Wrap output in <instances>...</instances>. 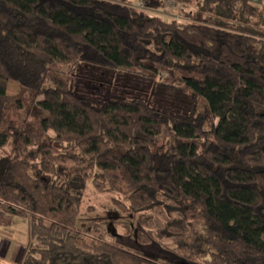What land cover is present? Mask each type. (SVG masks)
Listing matches in <instances>:
<instances>
[{
	"label": "trees",
	"instance_id": "obj_1",
	"mask_svg": "<svg viewBox=\"0 0 264 264\" xmlns=\"http://www.w3.org/2000/svg\"><path fill=\"white\" fill-rule=\"evenodd\" d=\"M174 2L166 21L161 0H0V228L28 221L18 264H161L78 226L88 184L125 200L139 243L264 264V0ZM86 69L103 97L78 93ZM126 78L142 97L117 92Z\"/></svg>",
	"mask_w": 264,
	"mask_h": 264
},
{
	"label": "rangeland",
	"instance_id": "obj_2",
	"mask_svg": "<svg viewBox=\"0 0 264 264\" xmlns=\"http://www.w3.org/2000/svg\"><path fill=\"white\" fill-rule=\"evenodd\" d=\"M251 3L260 5L261 0H251ZM162 18L166 21L172 19L165 16H162ZM82 76L83 79L76 87L78 93L92 98L103 97L106 94L105 82L108 80L106 76L103 77L100 72L90 69L84 70ZM118 84L120 87L117 92L130 96L142 97L144 91L148 89V84L142 80L137 81L126 78L119 81ZM5 92L9 96L15 95L18 92V86L10 83ZM38 100H41V98ZM8 119L16 124V112L9 111ZM47 133L49 136H53L52 132L48 131ZM6 152H9V150L6 149ZM115 197L125 202L123 198L114 194H99L91 184H88L84 191L81 212L77 219L78 226L88 222H96L107 231L113 242L161 264H197L177 257L173 253L169 242H164L161 245H156L154 242L149 245L139 243L136 234L141 229L137 224L135 215L118 211L111 202V198ZM28 233V221L23 219L16 220L11 228H0V237L3 239L1 243L8 244L11 242L14 244L11 247L16 254V264L28 243ZM10 260L13 261L12 258Z\"/></svg>",
	"mask_w": 264,
	"mask_h": 264
},
{
	"label": "crops",
	"instance_id": "obj_3",
	"mask_svg": "<svg viewBox=\"0 0 264 264\" xmlns=\"http://www.w3.org/2000/svg\"><path fill=\"white\" fill-rule=\"evenodd\" d=\"M2 240L3 239L0 237V264H16V254L12 248V245L14 244H12L11 242L8 244H2ZM10 258H12L13 261H11ZM19 261L17 262V264L19 263Z\"/></svg>",
	"mask_w": 264,
	"mask_h": 264
},
{
	"label": "built area",
	"instance_id": "obj_4",
	"mask_svg": "<svg viewBox=\"0 0 264 264\" xmlns=\"http://www.w3.org/2000/svg\"><path fill=\"white\" fill-rule=\"evenodd\" d=\"M161 1L163 4V9L161 12H159V14L165 17L173 18L175 20H179L180 19L179 13L181 6L176 4L174 0H161ZM139 8L141 9V6Z\"/></svg>",
	"mask_w": 264,
	"mask_h": 264
}]
</instances>
